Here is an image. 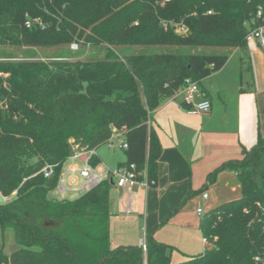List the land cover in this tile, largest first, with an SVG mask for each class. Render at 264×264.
Masks as SVG:
<instances>
[{"label": "trees", "instance_id": "trees-1", "mask_svg": "<svg viewBox=\"0 0 264 264\" xmlns=\"http://www.w3.org/2000/svg\"><path fill=\"white\" fill-rule=\"evenodd\" d=\"M259 10L264 0H0V45L71 49L79 42L83 48L71 50L77 55L96 49L87 59L0 62L9 74L0 77V194L10 198L0 203V264H144L140 247L112 246L113 181L76 199L50 192L76 150H97L114 133L128 143L120 165L135 163L156 178L162 147L151 113L187 78L201 85L231 54L186 48L245 49L248 32L264 23ZM181 23L186 33L177 30ZM136 46L180 48L159 53ZM259 137L243 159L229 164L240 173L243 195L201 219L206 249L174 263L168 246L150 238L147 264H264ZM90 159L101 163L98 154ZM47 164L56 165L50 177L42 173ZM7 233L17 245L11 253L5 251Z\"/></svg>", "mask_w": 264, "mask_h": 264}, {"label": "crops", "instance_id": "crops-1", "mask_svg": "<svg viewBox=\"0 0 264 264\" xmlns=\"http://www.w3.org/2000/svg\"><path fill=\"white\" fill-rule=\"evenodd\" d=\"M230 53L225 66L200 85L211 101L209 112L189 114L182 104L185 93L181 89L151 113L149 123L162 147L157 182L148 188L134 186L131 202L128 192L113 185L109 209L114 248L139 247L146 232L148 239L168 246L174 263L183 262L207 247L201 221L189 219L183 205L199 195L211 205L237 199L230 200L241 187L240 173L229 164L243 159L259 136L264 137V47L248 41L245 49L233 48ZM84 162L68 160L65 168ZM211 187L214 190L209 193L206 188ZM72 194L77 196L69 199L81 196ZM50 197L58 198L51 192ZM199 211L198 215L203 213ZM163 230L171 235H163Z\"/></svg>", "mask_w": 264, "mask_h": 264}, {"label": "built area", "instance_id": "built-area-1", "mask_svg": "<svg viewBox=\"0 0 264 264\" xmlns=\"http://www.w3.org/2000/svg\"><path fill=\"white\" fill-rule=\"evenodd\" d=\"M258 16L264 19L263 10L258 11ZM28 25H30V23H28ZM177 30L183 33L187 32V28L183 23L178 24ZM246 36L247 41H258L259 45L263 48L264 23L261 26L249 31ZM71 49L73 51L79 50L80 43H72ZM181 89H183L185 93L182 104L189 114L197 115L199 113L209 112L212 109L211 101L205 97V93L200 87V83L197 80L194 81L191 78H187L185 80L184 86ZM121 135L122 134L118 133L113 134L109 143L110 147L114 146V139L121 137ZM120 146L124 149L128 148V143L124 140L121 142ZM94 155H97L96 150H76L75 153L68 158V160L84 159V164L82 166L74 164L69 168H65L64 164L63 170L59 176L60 179L54 190L60 194L77 193L81 195L84 192L97 187L98 184L106 180H111L115 185L128 192L129 202H131L132 194L134 192V186L139 184L145 188H148L149 186L155 185L157 182L155 178H151L149 174H147L146 170H139L135 163H131L129 165H119L114 170L108 168L103 163L93 165L90 158ZM55 168V164H47L42 169L44 177L52 176L55 173ZM2 197L4 202L10 199L3 195ZM204 197L208 198V193H204ZM130 210L131 208L129 207L128 211ZM199 212H203V209L200 208ZM139 247L142 249L144 254V264H147L146 256L148 252L149 242L146 232H144V234L139 239Z\"/></svg>", "mask_w": 264, "mask_h": 264}, {"label": "rangeland", "instance_id": "rangeland-1", "mask_svg": "<svg viewBox=\"0 0 264 264\" xmlns=\"http://www.w3.org/2000/svg\"><path fill=\"white\" fill-rule=\"evenodd\" d=\"M80 48H83L82 45H80ZM178 48L180 47H176V46H162L160 47H155V46H136L135 50L136 51H146V52H163V51H176L178 50ZM187 50H191L192 52H205V53H212V52H216V53H227L230 50H232V47H226V46H196L195 48H186ZM72 49H69V45L67 44H61L60 46H43V47H23V46H14V45H0V62H8L9 60L12 61H39V62H43V61H59L61 58H58L60 55H66V56H74L75 59L77 58H82V59H87V58H91L90 56H87L88 53H90L89 51H86V53H84V55H77L72 53L71 51ZM78 51V50H77ZM77 51H73V52H77ZM96 51V49H94L90 54H94V52ZM105 55V52H101L99 54L100 57H103ZM248 73V72H247ZM0 77L4 78V80H6L9 77L8 73L5 72H1L0 71ZM5 82V81H4ZM4 85H7V83L5 82ZM2 104V102H0V105ZM125 140V137L121 135V137L114 139V146L110 147V144H104L101 145L97 148V153L101 158V162L106 165L108 168L114 170L115 168H117L121 163H124L127 161L126 158V152L124 150V148H122L121 142ZM71 142H73V140H71ZM239 192L235 193L232 195V197L230 198V200H232V198H238L241 197L243 195V190L242 188L239 186ZM207 191L209 193L212 192V190H214L213 187L211 188H206ZM55 197L58 198H72V197H76L77 195H74L72 193H64V194H60L57 193L55 190H53L51 192ZM0 203H3V197L0 194ZM210 202H206L202 200V197L199 196H195L192 199H189L187 201L186 204L183 205V213L187 214L188 218L190 219H195L197 218L198 223L200 224V221L203 217L208 216L210 214H213V212L216 210L217 208V204H219L218 202L216 204H209ZM199 208H204L205 211L203 213H200L198 215V210ZM198 215V217L196 216ZM166 232V230H163L162 234L164 235V233ZM171 233L169 234L168 232H166L165 236H170ZM212 236V235H210ZM213 240H216V236H212ZM2 237H1V233H0V244L2 243ZM113 240V239H112ZM114 242V241H113ZM4 246H5V251L8 253H11L12 251H14V249L17 247V245L15 244V242L13 241V234H8L5 238L4 241ZM206 248V246H203V250ZM203 250H201L200 252H202ZM183 261V260H181Z\"/></svg>", "mask_w": 264, "mask_h": 264}]
</instances>
